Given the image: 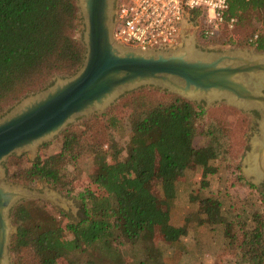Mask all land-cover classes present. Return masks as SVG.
I'll use <instances>...</instances> for the list:
<instances>
[{
    "label": "trees",
    "instance_id": "1",
    "mask_svg": "<svg viewBox=\"0 0 264 264\" xmlns=\"http://www.w3.org/2000/svg\"><path fill=\"white\" fill-rule=\"evenodd\" d=\"M79 14L77 0H0V113L7 103L15 104L27 96L39 80L60 72L73 75L82 66L86 49L73 37ZM191 14L194 20L200 16ZM227 15L238 19L235 30L252 28L244 43L264 52V0H232ZM255 21L261 23L260 28L254 27ZM255 34L258 39L251 43ZM124 99L131 109V138L125 158H121L113 131L106 140L108 149H103L104 142L92 134L93 118L84 121L85 129L79 133L68 129L62 133L57 165L36 160L29 168L9 174L13 183L32 186L45 180L70 194L67 166L85 154H91L96 165L90 176L92 188L81 195L84 205L77 222L64 227L38 203L42 201L25 200L14 208L17 233L11 238L13 254L31 252L34 264H75V253L97 249L113 261L88 260L85 264H123L118 249L122 241L136 244L147 233L151 240L160 235L172 244L187 235L186 226L169 223L170 205L177 195L176 179L190 168L181 158L201 155L205 167L211 153H219L221 147L211 142L210 149L197 150L194 143L204 134L203 126L218 128V124L210 120L204 105L160 88H143ZM117 121L112 119L110 127H116ZM211 132L209 129L207 134H215ZM159 177H163V200L151 188ZM201 212L208 222L224 226L231 243L239 239L238 250L245 254L247 264H264V215L255 217L248 229L243 224V234L235 237L236 224L228 220L218 200Z\"/></svg>",
    "mask_w": 264,
    "mask_h": 264
},
{
    "label": "water",
    "instance_id": "2",
    "mask_svg": "<svg viewBox=\"0 0 264 264\" xmlns=\"http://www.w3.org/2000/svg\"><path fill=\"white\" fill-rule=\"evenodd\" d=\"M82 19L85 56L70 76L57 77L44 90L21 99L0 115V264H12L13 209L25 200L63 202L55 191L37 192L7 181L4 164L10 156L31 153L60 135L78 118L103 114L120 97L152 86L206 109L227 103L257 112L256 131L249 136L241 163L242 175L264 186V52L255 48L203 49L196 37L159 50L128 47L114 37L117 0H77Z\"/></svg>",
    "mask_w": 264,
    "mask_h": 264
},
{
    "label": "rangeland",
    "instance_id": "3",
    "mask_svg": "<svg viewBox=\"0 0 264 264\" xmlns=\"http://www.w3.org/2000/svg\"><path fill=\"white\" fill-rule=\"evenodd\" d=\"M121 3L122 0H117V7ZM81 20L79 14L77 20L78 28L73 33V37L79 41H82L83 36ZM186 21L189 25L185 28L183 35L185 37L190 35L196 37L198 45L203 49L254 48L244 43L245 39L250 36L252 28L239 27L232 33L223 31L219 38L205 41L198 34V20L187 16ZM253 25L257 28L261 27L259 21H255ZM230 37L233 42H230ZM182 43L183 39L181 37L178 45ZM65 76L70 75L60 72L39 80L29 90L27 96L46 89L53 84L57 77ZM143 88L155 89L156 87L147 86L140 89ZM128 94L120 97L105 113L78 118L64 131L68 129L79 133L85 129L83 127L85 120L95 118L90 122V127L92 134L104 142L103 149H108L106 140L110 132L113 131L115 141L121 150V158H125L131 138L129 120L131 109L127 105V99L123 100ZM17 103H7L0 115L10 110ZM207 110L210 112V120L216 125L218 124V128H209L212 131L211 133H215L210 135L207 134V131H209L207 124L206 127L203 126L204 134L196 138L194 148L197 150L210 149V143L217 142L219 147H221L220 151L216 154L211 153L212 155L206 160L205 167L200 159L202 158L201 155H198L195 159L190 156L181 158L182 162L185 165H189L190 168H187L184 174L176 179L177 195L170 205L169 223L175 227L186 226L189 230L188 236H184L180 241L172 244L160 235L153 236L151 240L147 233H143L142 235L145 234V236L141 237L136 244L122 241L123 244L118 249L121 253L123 264H247L245 254L238 250L239 239H234V243H231V240L225 236L224 226L208 222L201 209L210 206L213 201L218 200L222 206L223 213L228 215V220L236 224L233 229L235 237L243 234V228H245L243 224L247 225L246 229H248L253 226L255 217L264 215V188L257 189L254 185L252 187L251 183L243 177L241 170V163L245 151L248 149L249 136L254 131L255 120L251 113L239 110L224 102L211 106ZM107 112L111 113L110 116L108 115L106 118L99 117ZM115 118L119 122L117 121V126L112 128L110 127V121ZM63 132L41 145L35 157L31 153H24L21 156L16 155L17 158L10 156L4 166L9 183L25 186L42 193L45 191L60 193L64 198L63 202H59V205L44 199L32 200L44 202L38 203L44 206L46 211L57 216L65 227L68 222H77L80 219L84 205L81 195L92 188L90 176L96 171V165L91 154L82 155L76 162L67 166V179L71 181L70 184H67V188L71 189L70 194L60 192L55 186L45 180L39 181L32 186H27L26 184L13 183L9 179V174L11 175L20 169L29 168L31 163L36 160H40L50 166L57 165L60 162ZM162 181L163 177H159L151 183V188L158 195L159 200H163L160 187ZM59 212H64L67 217L60 216ZM12 225L15 226L13 220ZM66 234L69 239L72 238L68 232ZM105 255L97 249H90L83 253H75L72 259L75 264H85L88 260H95L99 263L113 261L108 258L109 256ZM154 257H157V261L154 260ZM10 259L12 264H19V261L24 264H34L31 252L15 255L11 252V243ZM57 264L65 263L58 262Z\"/></svg>",
    "mask_w": 264,
    "mask_h": 264
},
{
    "label": "built area",
    "instance_id": "4",
    "mask_svg": "<svg viewBox=\"0 0 264 264\" xmlns=\"http://www.w3.org/2000/svg\"><path fill=\"white\" fill-rule=\"evenodd\" d=\"M250 1V0H246ZM232 0H122L116 14L114 37L120 43L142 50L176 46L183 23L192 12L200 14L198 34L205 41L232 33L238 19L228 18ZM193 18V17H192ZM258 34L251 38L254 43Z\"/></svg>",
    "mask_w": 264,
    "mask_h": 264
},
{
    "label": "flooded vegetation",
    "instance_id": "5",
    "mask_svg": "<svg viewBox=\"0 0 264 264\" xmlns=\"http://www.w3.org/2000/svg\"><path fill=\"white\" fill-rule=\"evenodd\" d=\"M252 117L254 118V126L256 125V120L259 118V114L257 112H252L251 113ZM254 131H256V128L254 127ZM257 189H259V187H256ZM262 188H264V186H262Z\"/></svg>",
    "mask_w": 264,
    "mask_h": 264
},
{
    "label": "crops",
    "instance_id": "6",
    "mask_svg": "<svg viewBox=\"0 0 264 264\" xmlns=\"http://www.w3.org/2000/svg\"><path fill=\"white\" fill-rule=\"evenodd\" d=\"M188 234H189V230H188V228H187V235H186V236H188ZM186 236H185V237H186Z\"/></svg>",
    "mask_w": 264,
    "mask_h": 264
}]
</instances>
